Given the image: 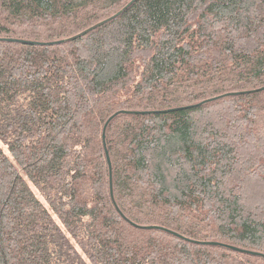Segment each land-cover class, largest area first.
<instances>
[{"label":"trees","instance_id":"obj_1","mask_svg":"<svg viewBox=\"0 0 264 264\" xmlns=\"http://www.w3.org/2000/svg\"><path fill=\"white\" fill-rule=\"evenodd\" d=\"M0 264H264V0H0Z\"/></svg>","mask_w":264,"mask_h":264},{"label":"water","instance_id":"obj_2","mask_svg":"<svg viewBox=\"0 0 264 264\" xmlns=\"http://www.w3.org/2000/svg\"><path fill=\"white\" fill-rule=\"evenodd\" d=\"M132 0H130V2H131ZM8 39H14V38H8ZM114 114H112L109 118H111L112 116H113ZM109 118L107 119V121L109 120ZM107 121H106V123H107ZM106 123H105V125H106ZM105 125H104V128H105ZM104 128H103V135H104ZM109 158V157H108ZM149 226H151V225H149ZM154 227H160V226H157V225H153ZM170 231H172V230H170ZM172 232H174L175 234H178L177 232H175V231H172ZM180 235V234H179ZM230 247H232V248H235V249H239V250H245V249H242V248H238V247H236V246H233V245H229ZM245 251H247V250H245ZM250 252H252V251H250Z\"/></svg>","mask_w":264,"mask_h":264}]
</instances>
